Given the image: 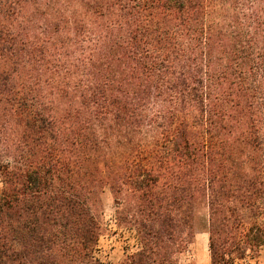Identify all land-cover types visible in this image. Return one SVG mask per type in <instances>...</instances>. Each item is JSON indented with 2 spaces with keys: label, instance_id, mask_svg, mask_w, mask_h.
Returning a JSON list of instances; mask_svg holds the SVG:
<instances>
[{
  "label": "trees",
  "instance_id": "1",
  "mask_svg": "<svg viewBox=\"0 0 264 264\" xmlns=\"http://www.w3.org/2000/svg\"><path fill=\"white\" fill-rule=\"evenodd\" d=\"M0 264L96 257L109 188L137 249L264 246V0H0Z\"/></svg>",
  "mask_w": 264,
  "mask_h": 264
},
{
  "label": "rangeland",
  "instance_id": "2",
  "mask_svg": "<svg viewBox=\"0 0 264 264\" xmlns=\"http://www.w3.org/2000/svg\"><path fill=\"white\" fill-rule=\"evenodd\" d=\"M102 200L104 232L97 246L96 257L105 263L118 264L137 249V235L133 228L118 220V206L109 188L104 190ZM208 242V233L198 232L193 243L179 255L180 264H211ZM238 264H264V246L257 257L240 260Z\"/></svg>",
  "mask_w": 264,
  "mask_h": 264
}]
</instances>
